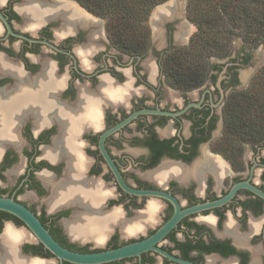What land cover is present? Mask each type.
Returning <instances> with one entry per match:
<instances>
[{
	"label": "flooded vegetation",
	"instance_id": "1",
	"mask_svg": "<svg viewBox=\"0 0 264 264\" xmlns=\"http://www.w3.org/2000/svg\"><path fill=\"white\" fill-rule=\"evenodd\" d=\"M28 6L44 20L31 24ZM0 12L10 25L0 17V198L28 208L63 247L100 253L138 243L175 213L167 198L124 191L107 156L130 190L165 192L182 210L217 202L238 183L264 193V99L239 72L254 66L251 53L212 57L201 85L178 89L166 60L190 38L186 24L181 39L169 34L168 48L153 52L149 41L129 53L110 39L108 19L77 0H0ZM156 18L147 22L165 36L166 21ZM251 112L259 122L249 132L258 133L235 138ZM174 167L180 174L169 175ZM116 212L122 220L104 225L84 219ZM150 212L153 219H136ZM9 227L25 234L18 259L74 264L4 210L0 252ZM155 248L104 264H264V197L239 189L184 217Z\"/></svg>",
	"mask_w": 264,
	"mask_h": 264
},
{
	"label": "trees",
	"instance_id": "2",
	"mask_svg": "<svg viewBox=\"0 0 264 264\" xmlns=\"http://www.w3.org/2000/svg\"><path fill=\"white\" fill-rule=\"evenodd\" d=\"M77 1L84 7L108 19L109 37L121 49L129 53H135L139 52L142 46L146 44L140 35H137L133 31L131 20L137 12H142L143 6L149 9L154 7L156 4L153 0ZM160 1L156 2L159 3ZM193 1L194 4L201 3L200 0ZM206 2L204 6H198L194 10V14L189 13L190 19L193 20L197 27V32L192 38L191 43L187 48L178 49L167 57L166 74L169 82L175 88L192 89L204 82L209 63L206 64L208 66L206 68L205 62L203 60L199 62V59L202 53L206 52L207 46L213 48L208 57L219 56L222 53L217 54L214 52L217 48L222 47V45L216 47L218 40L221 39H218V36L211 32V27L215 26V23L221 22L223 18L228 17L229 24L235 26L234 28H237L239 23H243L244 32L241 34L244 35L245 44L258 42L259 40L264 41V14L256 17L250 13L251 7H255V15L258 11L264 12V0H206ZM144 21L147 22V19H144ZM207 31H210L211 34ZM223 55L225 54L222 53L221 56ZM208 57H206V60H208ZM195 60L196 62H194ZM260 76L252 84L249 92L255 91L264 99V75ZM237 122L240 125L239 129L234 132V137L247 138L248 141L254 139L253 137L258 133L259 128L256 127L249 132L250 125L259 122V119L254 120L253 113L251 112L245 114V124L240 121Z\"/></svg>",
	"mask_w": 264,
	"mask_h": 264
},
{
	"label": "rangeland",
	"instance_id": "3",
	"mask_svg": "<svg viewBox=\"0 0 264 264\" xmlns=\"http://www.w3.org/2000/svg\"><path fill=\"white\" fill-rule=\"evenodd\" d=\"M153 1L156 4L154 7L149 9L143 6V8L141 9L142 12L140 13L137 12V14L133 17L134 19L132 18L131 20L129 18L131 22L133 23V31L137 33V35H140V37L144 40L145 43L148 44L149 41H151L152 51L154 52L155 50H162L163 49L162 46H164L163 45L164 43H166V48L170 46L169 34H171V36L174 35L175 37H177V40L181 39L180 33L187 32L188 30L186 26L188 25L191 35H190V38L188 37L186 43L187 42L189 43V39L191 43L192 38L197 32V27L195 23L193 22V20L190 19L189 13L191 12L192 14H194V10H196L198 6H204L205 3H207L206 0H200L201 3L199 4H194L193 0H161L159 3L156 2L159 0H153ZM164 5L166 6L172 5L171 11L173 12V14L170 15L169 17L170 19L166 20L165 36L163 35L162 37L161 36L158 37L155 34L154 30L152 29V27H154L153 22L152 23L149 22L148 24V22H145L144 19H147V21H150L151 15L153 18L159 11L160 7ZM255 12H256L255 7H251L250 13L253 16L258 17L264 14V12L258 11L257 14L255 15ZM165 16L168 17V14L166 12L163 17ZM160 19L162 18H157L158 21ZM138 21H141V22L138 23ZM183 24H186V26L184 25L185 27L182 28ZM215 24H216L215 26L211 27V30H212L211 32L217 35L218 39H221V40H218V44H216V47L220 45H222V47H220L219 49L217 48V50L214 52H216L217 54L222 52L225 55L221 56L222 54L221 53L219 54V56H214V55L213 56L216 58H225L227 56L235 57L241 52H243V50L245 52L251 53L254 66H250V68L247 67V68L240 69L239 72H240L241 78L244 77V75H248L246 77V83H249L250 81L254 83L257 80L259 75L261 76L264 75V41L259 40L258 42L245 44L244 39H243L244 35L241 34L244 32L243 23H239V26L237 28H234L235 26H231L229 24L228 17L223 18L221 22H217ZM207 32L211 34L210 31H207ZM157 33L158 35H160L159 28L157 29ZM186 43L181 44L180 46H176V47L178 49L187 48L188 44ZM210 51H213V48H211V46H207L206 52H203L202 56L200 53L201 58L199 59V62L203 60L205 62V65L208 64L210 59L212 58V56L208 57V54H210ZM206 57H208V60H206ZM147 59H149V57H147ZM194 62H196V60ZM206 68H208L207 65H206ZM249 72H250V75H249ZM246 154H249V151H247Z\"/></svg>",
	"mask_w": 264,
	"mask_h": 264
},
{
	"label": "water",
	"instance_id": "4",
	"mask_svg": "<svg viewBox=\"0 0 264 264\" xmlns=\"http://www.w3.org/2000/svg\"><path fill=\"white\" fill-rule=\"evenodd\" d=\"M172 5L170 6H161L159 11L157 12L158 18H163L162 22H165L167 17H163L165 12H172L171 10ZM173 14V12L171 13ZM0 17L4 19L8 27L10 28V25L7 21V19L2 15L0 12ZM155 20V19H154ZM188 39V38H187ZM188 43V42H187ZM258 66V65H257ZM256 66V67H257ZM156 113H159L156 111ZM138 114L133 115L131 118L127 119L125 122H123L119 127L124 126L125 124L129 123L132 119H134ZM112 131H109L105 136L109 135ZM109 164L112 166L116 174L118 175V178L120 180V183L122 185V188H124L126 192L134 195L139 196H151V197H163L170 200L174 206H175V213L173 217L165 224L162 228H160L153 236L150 238L126 245L123 247H120L118 249L109 250L105 252L100 253H79L71 251L65 247H63L61 244H59L49 233V231L43 226V224L40 222L38 217L34 215L28 208H26L24 205L17 203L16 201L12 199L7 198H0V210L7 211L16 217L20 218L26 226L34 233V235L39 239V241L43 244V246L50 251L52 254H54L58 259H60L62 262L67 261L74 264H104L110 261H114L117 259H122L125 257H130L134 255L141 254L142 252L153 250L155 248V245L160 242L173 228L177 226V224L187 215L194 214L206 209H210L213 207L221 206L224 203L228 202L235 193L242 188H248L249 190H253L255 193L259 194L260 196L264 197V193L259 191L256 187L249 184L248 182L238 183L232 188V192L226 196L225 198L213 202V203H207L202 205H197L195 207H191L186 210H182L178 201L170 194H166L162 191L157 190H130L123 182L122 178L119 177V173L117 169L115 168L113 162L111 159L107 156L106 157ZM160 251V250H159ZM164 255H166V252H163ZM185 263V262H184Z\"/></svg>",
	"mask_w": 264,
	"mask_h": 264
},
{
	"label": "bare ground",
	"instance_id": "5",
	"mask_svg": "<svg viewBox=\"0 0 264 264\" xmlns=\"http://www.w3.org/2000/svg\"><path fill=\"white\" fill-rule=\"evenodd\" d=\"M29 8H31V7H28V8H26L25 9V14L26 15H30V16H32V15H34V16H32L31 18H30V23L31 24H35L36 25V21L37 22H42L43 21V18H44V14H35V13H33V11H31V9H29ZM74 10V9H73ZM78 11V10H77ZM167 14H168V17L167 18H169L170 17V15H171V13L170 12H167ZM76 15H78L79 16V14L76 12V11H71V13H70V16L71 17H75ZM72 18V19H73ZM84 18V17H83ZM158 18V17H157ZM157 18L155 19L156 20V22L158 21L157 20ZM29 19V18H28ZM82 18H80V20H81ZM85 19V18H84ZM74 20H76V18L74 19ZM79 20V19H78ZM79 20V21H80ZM158 23V22H157ZM161 23V22H160ZM160 23H158V25L160 24ZM158 25H156V26H158ZM69 26V25H68ZM31 27V26H30ZM65 27V26H64ZM159 28V27H158ZM70 30V29H69ZM166 171L168 172V174L169 175H171V174H180V169H178V168H176V167H174V168H166ZM173 171V172H172ZM54 202V201H53ZM152 210V209H151ZM151 210H149V211H151ZM152 212H154V210H152ZM152 212H150L149 213V215L147 214V216L146 215H143V217L141 218V217H137L136 219L137 220H149V219H153L152 218ZM121 216H122V214H121V212H116V213H112V214H110V215H106V216H102V217H97V216H91V218L90 219H88V218H84L85 220H88V221H95V222H93L94 224L96 223L97 225L99 224V225H104L106 222H108V221H113V220H117L118 219V221H119V219H121L122 220V218H121ZM141 216V215H140ZM95 224V225H96ZM25 238V234H23L22 232H17V231H15V230H13L12 228H7V230H6V232H5V235H4V245L2 246L3 247V252H0V261L2 260V259H4L3 260V262H4V264H10L11 262H13L12 260H14V262L17 264H28L26 261H24V260H20V259H18L17 257H16V254L18 253V250H17V243L18 242H20V240H23ZM35 263V262H34Z\"/></svg>",
	"mask_w": 264,
	"mask_h": 264
},
{
	"label": "crops",
	"instance_id": "6",
	"mask_svg": "<svg viewBox=\"0 0 264 264\" xmlns=\"http://www.w3.org/2000/svg\"><path fill=\"white\" fill-rule=\"evenodd\" d=\"M28 7H31V6H28ZM27 7V8H28ZM29 9H31V11H33V13H35V14H42L40 11H38V10H36L34 7H31V8H29ZM28 18H31L32 16H34V15H32V16H30V15H26ZM44 20V19H43Z\"/></svg>",
	"mask_w": 264,
	"mask_h": 264
}]
</instances>
